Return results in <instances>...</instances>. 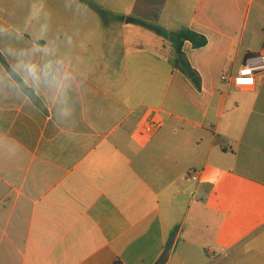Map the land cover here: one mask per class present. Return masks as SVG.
<instances>
[{
    "label": "crops",
    "instance_id": "0c3cea01",
    "mask_svg": "<svg viewBox=\"0 0 264 264\" xmlns=\"http://www.w3.org/2000/svg\"><path fill=\"white\" fill-rule=\"evenodd\" d=\"M263 45L264 0H0V264H264Z\"/></svg>",
    "mask_w": 264,
    "mask_h": 264
},
{
    "label": "built area",
    "instance_id": "2783aa9c",
    "mask_svg": "<svg viewBox=\"0 0 264 264\" xmlns=\"http://www.w3.org/2000/svg\"><path fill=\"white\" fill-rule=\"evenodd\" d=\"M263 73L264 45L258 52L247 55L234 73L221 74L220 80L233 87H250L254 85L256 76ZM152 127L150 122H146L139 132L149 131ZM191 178L195 180V176Z\"/></svg>",
    "mask_w": 264,
    "mask_h": 264
},
{
    "label": "rangeland",
    "instance_id": "374dc122",
    "mask_svg": "<svg viewBox=\"0 0 264 264\" xmlns=\"http://www.w3.org/2000/svg\"><path fill=\"white\" fill-rule=\"evenodd\" d=\"M63 1L66 2V0ZM67 3H71V2H67ZM86 11L88 13V16H90L91 10L87 8ZM125 38L128 42H133L135 46H138L137 47L138 51L135 52L139 56L143 55L144 57L143 59L145 61L152 60V56L148 51L162 50L161 45H165L164 39L162 40V37L157 35V33L154 30L142 29L141 27H139L138 24L127 25Z\"/></svg>",
    "mask_w": 264,
    "mask_h": 264
},
{
    "label": "trees",
    "instance_id": "16d2710c",
    "mask_svg": "<svg viewBox=\"0 0 264 264\" xmlns=\"http://www.w3.org/2000/svg\"><path fill=\"white\" fill-rule=\"evenodd\" d=\"M83 1V0H81ZM153 30L159 34L161 32L159 27H153ZM172 35L174 36L177 44L175 46V51L179 54L180 53V45L183 41L187 40L189 41L193 47L197 48V47H201L205 44L206 40L203 36L190 31L188 29H181L178 31H174L172 32ZM182 71L186 74V76L188 78H192L193 76V71L188 67L185 66L184 68H182ZM166 258V254L164 253V255L157 261L156 264H164Z\"/></svg>",
    "mask_w": 264,
    "mask_h": 264
},
{
    "label": "clouds",
    "instance_id": "9594fccd",
    "mask_svg": "<svg viewBox=\"0 0 264 264\" xmlns=\"http://www.w3.org/2000/svg\"><path fill=\"white\" fill-rule=\"evenodd\" d=\"M24 71L27 73V77L31 79L34 85H39L40 83V73H43V78L47 80L50 71L49 67L46 66L43 70H41L37 64L35 63H28L24 65ZM28 82V79L25 80V83Z\"/></svg>",
    "mask_w": 264,
    "mask_h": 264
},
{
    "label": "water",
    "instance_id": "95a60500",
    "mask_svg": "<svg viewBox=\"0 0 264 264\" xmlns=\"http://www.w3.org/2000/svg\"><path fill=\"white\" fill-rule=\"evenodd\" d=\"M129 21H131V20H129Z\"/></svg>",
    "mask_w": 264,
    "mask_h": 264
}]
</instances>
